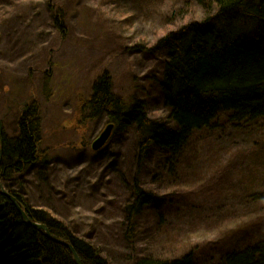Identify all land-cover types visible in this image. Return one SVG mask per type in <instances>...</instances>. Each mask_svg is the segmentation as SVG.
I'll use <instances>...</instances> for the list:
<instances>
[{"label": "rangeland", "instance_id": "374dc122", "mask_svg": "<svg viewBox=\"0 0 264 264\" xmlns=\"http://www.w3.org/2000/svg\"><path fill=\"white\" fill-rule=\"evenodd\" d=\"M205 16L187 0H0L3 133L13 136L19 113L37 105L39 155L48 162L42 175L24 178L27 205L98 245L110 264L189 253L218 264L227 251L264 238V133L257 123L237 130L223 115L221 125L195 135L194 168L176 176L157 156L141 185L158 206L130 230L125 207L134 199L136 132L109 140L102 153L92 150L110 124L83 116L94 82L109 73L114 93L129 103L142 91L156 95L148 78L159 79L161 58L143 50ZM158 109L154 118L167 120L165 107Z\"/></svg>", "mask_w": 264, "mask_h": 264}, {"label": "trees", "instance_id": "16d2710c", "mask_svg": "<svg viewBox=\"0 0 264 264\" xmlns=\"http://www.w3.org/2000/svg\"><path fill=\"white\" fill-rule=\"evenodd\" d=\"M187 4L204 8L206 16L143 50L161 58L159 79L154 75L148 78L158 86L156 95L142 91L144 96H133L129 103V97L114 93L113 78L105 72L91 86L82 108L88 121L107 119L115 125L110 141L128 133L129 128L136 132L134 199L125 207L129 230L144 210L158 206L157 197L141 185L143 172L157 156L173 176L183 167L193 169L192 159L197 155L192 140L196 134L221 125L223 115H230L231 126L237 130L255 122L264 133V0H187ZM61 24L60 30L64 28ZM161 106L168 111L167 120L154 118ZM19 114L14 123L16 133H3L0 142L4 189L17 198L31 222L46 225L52 238L70 244L81 264H110L95 243L87 245L49 215L27 205L22 191L24 178L42 175L48 162L37 153L42 140L39 108L31 105L27 113ZM1 193L0 264H76L68 247L25 223L17 206ZM237 251L218 264H264V238ZM197 262L189 253L168 260L149 256L134 264Z\"/></svg>", "mask_w": 264, "mask_h": 264}, {"label": "water", "instance_id": "95a60500", "mask_svg": "<svg viewBox=\"0 0 264 264\" xmlns=\"http://www.w3.org/2000/svg\"><path fill=\"white\" fill-rule=\"evenodd\" d=\"M113 127H114L113 125L108 126L107 129L101 135H99L96 138V140L92 143L93 144L92 150L95 153H97V152H99V151H101L107 147L108 141L111 139L112 134H113V132H111L113 130ZM2 131H3V126L1 124V119H0V136L3 133ZM1 157H2V148H1V143H0V161L2 160ZM0 189L2 191H4L3 185L1 184V182H0ZM3 193H5V192H3ZM5 195H7V197L10 199V201H12L17 206V208L20 209V211L22 210L19 207L18 202L15 198H13L11 195L9 196L8 193H5ZM22 218H23L24 222L27 223L29 226H32L33 228H36L38 230L45 232V234H47L48 238L51 239L52 241L59 243V244L66 245L71 250L72 254L74 255L75 260H76V264H81L80 259L78 257V254L75 253L73 247L70 244H66L63 241L53 239L51 234L49 233V230H48L46 225L43 226V225H40L37 223H32L31 220L29 219L28 215L24 212L22 213Z\"/></svg>", "mask_w": 264, "mask_h": 264}, {"label": "bare ground", "instance_id": "6f19581e", "mask_svg": "<svg viewBox=\"0 0 264 264\" xmlns=\"http://www.w3.org/2000/svg\"><path fill=\"white\" fill-rule=\"evenodd\" d=\"M25 104H27V103H25ZM0 119H1V124H2V126H3L1 116H0ZM110 125H113V126H114V127H113V130L111 131V132H113V131L115 130V125H114L113 123H110L108 126H110ZM108 126H107V127H108ZM106 129H107V128H105V129L103 130V132H104ZM3 130H4V126H3ZM2 132H3V131H2ZM113 133H114V132H113ZM2 134H3V133H2ZM112 136H113V134H112ZM37 146H38V148H37V153L39 154V148H40V146H39V145H37ZM107 147H108V144H107ZM107 147H106V148H107ZM0 163H1V161H0ZM5 191H6V190H5ZM5 191L0 190V192H2L1 194L4 195L6 198H8L7 195H5V193H6ZM3 192H5V193H3ZM9 193H10V192H9ZM8 195H9V194H8ZM9 196H10V195H9ZM11 196H12L13 198H15V196H14L13 194H11ZM8 199H9V198H8ZM15 199H16V198H15ZM9 200H10V199H9ZM18 211H19V213H21V212H22V213H23V212L25 213L24 210H23V211H22V210L20 211V209H18ZM22 213H21V216H22ZM26 214H27V213H26ZM32 223H33V222H32ZM44 233H45V232H44ZM51 236H52V235H51ZM53 239H54V238H53ZM81 241L84 242V243H86L87 245H90V244H91V243H88V242H87L85 239H83V238H81ZM92 243H93V242H92ZM62 245H63V244H62ZM63 246L67 247L66 245H63ZM95 246L99 249V246H98V245L95 244ZM235 252H238V251H237V250H229V251H227L224 255H222V256H223V260H224V259H227V257H229L230 255H233ZM71 253H72V252H71ZM203 260H204V261L201 260V262L199 261V262H197L196 264H209V263L206 262V259L203 258ZM216 264H217V263H216Z\"/></svg>", "mask_w": 264, "mask_h": 264}]
</instances>
